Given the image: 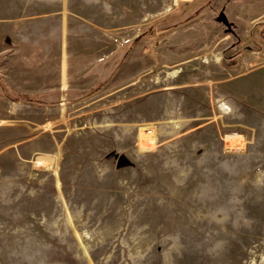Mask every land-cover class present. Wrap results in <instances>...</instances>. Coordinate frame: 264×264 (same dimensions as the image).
Masks as SVG:
<instances>
[{"label":"rangeland","instance_id":"374dc122","mask_svg":"<svg viewBox=\"0 0 264 264\" xmlns=\"http://www.w3.org/2000/svg\"><path fill=\"white\" fill-rule=\"evenodd\" d=\"M0 264H264V0H0Z\"/></svg>","mask_w":264,"mask_h":264},{"label":"bare ground","instance_id":"6f19581e","mask_svg":"<svg viewBox=\"0 0 264 264\" xmlns=\"http://www.w3.org/2000/svg\"><path fill=\"white\" fill-rule=\"evenodd\" d=\"M221 106L223 109H228V106L225 105L224 103H221ZM230 138V137H229ZM235 144V143H234ZM227 146H231L230 144H227ZM240 147V146H239Z\"/></svg>","mask_w":264,"mask_h":264},{"label":"water","instance_id":"95a60500","mask_svg":"<svg viewBox=\"0 0 264 264\" xmlns=\"http://www.w3.org/2000/svg\"><path fill=\"white\" fill-rule=\"evenodd\" d=\"M120 158H122V156H121V157H119V159H120Z\"/></svg>","mask_w":264,"mask_h":264}]
</instances>
